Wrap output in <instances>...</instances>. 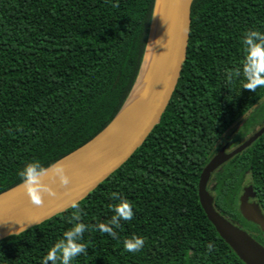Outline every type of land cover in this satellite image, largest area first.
<instances>
[{
  "label": "trees",
  "instance_id": "trees-1",
  "mask_svg": "<svg viewBox=\"0 0 264 264\" xmlns=\"http://www.w3.org/2000/svg\"><path fill=\"white\" fill-rule=\"evenodd\" d=\"M155 0H0V193L29 161L44 168L98 134L139 75ZM116 5L115 7L113 5ZM264 33V0H193L185 59L159 122L131 156L80 200L86 251L70 264H244L202 210L197 184L224 133L243 116V137L264 112V87L227 78L242 60L240 38ZM249 176L264 215V133L211 176L214 208L264 246L238 211ZM127 199L133 217L116 237L95 229ZM68 208L0 240V264H40L71 226ZM144 238L137 253L122 240ZM211 242V251L206 245Z\"/></svg>",
  "mask_w": 264,
  "mask_h": 264
},
{
  "label": "water",
  "instance_id": "water-1",
  "mask_svg": "<svg viewBox=\"0 0 264 264\" xmlns=\"http://www.w3.org/2000/svg\"><path fill=\"white\" fill-rule=\"evenodd\" d=\"M192 2L155 0L149 36L157 9L160 14L157 24L159 48L155 65L143 87L135 91V81L115 117L98 134L51 164L62 165L69 178L67 185L60 186L51 170L39 177V182L54 195L42 191L41 204L32 205L20 187L21 182L0 193V240L20 234L65 211L69 200H82L142 144L159 122L179 77L185 59ZM263 133L264 123L234 148L221 147L202 169L197 184L199 204L208 221L244 264H264V247L214 208L206 187L214 171L248 148ZM254 198L252 186H244L238 198V211L245 221L264 233V215Z\"/></svg>",
  "mask_w": 264,
  "mask_h": 264
},
{
  "label": "clouds",
  "instance_id": "clouds-1",
  "mask_svg": "<svg viewBox=\"0 0 264 264\" xmlns=\"http://www.w3.org/2000/svg\"><path fill=\"white\" fill-rule=\"evenodd\" d=\"M116 6L115 4L113 5ZM240 47L242 51V60L239 65L229 71L226 69L227 78H240L241 88L254 91L257 87H264V33L257 30H247L242 33L240 38ZM51 170L59 182L60 186L67 185L69 178L65 174L60 163L50 165L45 169L38 161H29L25 163L17 175L21 178L20 187L26 195L28 202L38 206L41 204V192H48L54 195L51 189L39 182V177L46 171ZM113 200L116 202L109 205L112 212L110 219L106 223H96L95 229L101 233H107L108 236L115 238L114 229L120 227V221L132 219L133 210L130 202L113 194ZM68 208L71 212V226L64 230L61 236L47 249L45 255L40 259V264H70L78 254L86 251V243L82 242V234L86 229L93 227L80 222L79 203L75 200L68 201ZM144 246V238L137 235H131L122 240V248L129 253H137ZM214 245L209 242L206 249L211 251Z\"/></svg>",
  "mask_w": 264,
  "mask_h": 264
},
{
  "label": "bare ground",
  "instance_id": "bare-ground-1",
  "mask_svg": "<svg viewBox=\"0 0 264 264\" xmlns=\"http://www.w3.org/2000/svg\"><path fill=\"white\" fill-rule=\"evenodd\" d=\"M159 15V10L156 9L144 59L142 62V67L136 80L135 91L143 87L145 80L149 77L152 72L153 66L155 65V60L157 58L159 48V32L157 28Z\"/></svg>",
  "mask_w": 264,
  "mask_h": 264
},
{
  "label": "rangeland",
  "instance_id": "rangeland-1",
  "mask_svg": "<svg viewBox=\"0 0 264 264\" xmlns=\"http://www.w3.org/2000/svg\"><path fill=\"white\" fill-rule=\"evenodd\" d=\"M252 111H250L248 114H246L245 116H243L236 124H234L233 126H231L222 136V139L219 140V142L217 143L218 148L225 145L227 147V150H230L232 148H234L235 146H237L240 142H242L245 138H247L255 129H257L259 126L255 125L253 127V129H249V131H247L248 133L243 135V128L245 125V122L249 119V116L251 114ZM264 119V112L258 114L256 117H254L252 120L254 122L260 121ZM249 183V176L246 174L243 179H242V185L241 188H243L244 186H247ZM209 185V184H208ZM241 193V191H240Z\"/></svg>",
  "mask_w": 264,
  "mask_h": 264
},
{
  "label": "flooded vegetation",
  "instance_id": "flooded-vegetation-1",
  "mask_svg": "<svg viewBox=\"0 0 264 264\" xmlns=\"http://www.w3.org/2000/svg\"><path fill=\"white\" fill-rule=\"evenodd\" d=\"M223 146H225V145H223ZM223 146H221V147H223ZM221 147H219L218 150H219ZM225 148H226V150H227V147H226V146H225ZM218 150H217V151H218ZM214 172H215V171H214ZM214 172H213V173H214ZM213 173H212V174H213ZM211 176H212V175H211ZM210 181H211V177H210V179H209V181H208V183H207V187H206V189H207V191L209 192V194H210V185H211V182H210ZM208 184H209V185H208ZM241 192H242V190H241ZM240 194H241V193H240ZM210 195H211V194H210ZM211 196H212V195H211ZM239 196H240V195H239ZM238 198H239V197H238ZM262 214H263V213H262ZM261 234L264 236V233L261 232ZM258 243H259V242H258ZM259 244H260V243H259ZM260 245H261V244H260ZM262 246H263V245H262ZM263 247H264V246H263Z\"/></svg>",
  "mask_w": 264,
  "mask_h": 264
}]
</instances>
